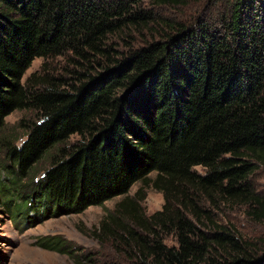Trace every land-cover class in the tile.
Masks as SVG:
<instances>
[{
	"label": "trees",
	"instance_id": "16d2710c",
	"mask_svg": "<svg viewBox=\"0 0 264 264\" xmlns=\"http://www.w3.org/2000/svg\"><path fill=\"white\" fill-rule=\"evenodd\" d=\"M187 1L0 0V207L14 217L37 206L78 212L122 195L94 231L123 253L107 264H264V246L212 210L245 204L264 221L250 179L264 164V0H230L215 23L145 6ZM158 18L170 29L132 44ZM61 55L65 74L44 62L24 80L35 58ZM16 109L40 117L20 120V143L6 127ZM146 185L164 199L149 214ZM40 244L70 252L60 238Z\"/></svg>",
	"mask_w": 264,
	"mask_h": 264
},
{
	"label": "rangeland",
	"instance_id": "374dc122",
	"mask_svg": "<svg viewBox=\"0 0 264 264\" xmlns=\"http://www.w3.org/2000/svg\"><path fill=\"white\" fill-rule=\"evenodd\" d=\"M230 0H188L179 5H154L146 3L145 6L152 9L160 17L165 19L180 20L185 23H193L198 18L211 20L214 23L219 21V17L227 11ZM154 30L144 29L142 33L132 32L134 42H139L142 38L147 40L157 38L161 32L168 31L169 26L158 21L152 25ZM132 37V38H133ZM118 47L126 48L124 40L119 35L111 37ZM67 56L44 58L37 57L27 69L24 80L32 72L44 73L43 64L49 72L65 74L67 71ZM38 120L40 117L34 110L16 109L6 116L7 129H13V138L20 143L27 133L26 127L20 125V120ZM78 135L70 138V143L76 141ZM7 159L4 151L0 150V160ZM8 163H11L8 160ZM46 161L38 165V169L33 174V179L42 175ZM197 170L203 171L201 166H196ZM2 174L4 169L1 168ZM153 175V173H151ZM31 177V179H32ZM250 179L257 191L264 195V164H260L251 174ZM141 182H135L129 190L130 194L140 187ZM140 194L144 197L140 203L146 213H151L160 209L163 204V195L152 186L146 185ZM122 195L114 196L103 202L102 205L92 204L81 211H65L59 213L50 206L46 208L28 209V213H18L12 216V212L6 206L0 207V264H77L75 258L81 259L83 264H107L124 260L123 253L118 251L112 244V240L107 236H97L94 231H98L99 222L108 209H112ZM245 204H220V207H212L213 216L216 220L224 223H233L238 232L245 238L255 241L258 245L264 246V221H257L250 218L246 212ZM47 210V211H46ZM22 215V216H21ZM27 216V217H26ZM47 238H60L70 249V252H60L43 247L40 241ZM168 244L174 243V236L168 235L165 238ZM87 256V258L83 257Z\"/></svg>",
	"mask_w": 264,
	"mask_h": 264
}]
</instances>
